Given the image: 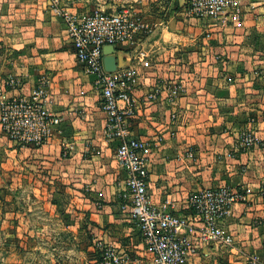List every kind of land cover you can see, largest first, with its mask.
Wrapping results in <instances>:
<instances>
[{
    "label": "crops",
    "instance_id": "obj_1",
    "mask_svg": "<svg viewBox=\"0 0 264 264\" xmlns=\"http://www.w3.org/2000/svg\"><path fill=\"white\" fill-rule=\"evenodd\" d=\"M255 1L238 0L240 23L197 24L182 10L104 51V72L136 74L128 131L147 148L151 205L188 216L199 192L246 195L223 222L233 246L206 247L185 264H264V5ZM68 12L63 0H0V149L13 170L40 178L50 217L84 212L94 242L120 264H153L131 220L119 143L106 136L98 77L73 55L66 17H77Z\"/></svg>",
    "mask_w": 264,
    "mask_h": 264
},
{
    "label": "built area",
    "instance_id": "obj_2",
    "mask_svg": "<svg viewBox=\"0 0 264 264\" xmlns=\"http://www.w3.org/2000/svg\"><path fill=\"white\" fill-rule=\"evenodd\" d=\"M190 6L201 18L239 20L238 0H191ZM66 22L76 61L98 77L100 108L107 119L106 136L119 143L115 159L127 174L125 193L131 220L139 229L153 264H185L188 257L197 256L206 247H232L233 238L222 223L233 205L245 202V193L227 189L199 192L190 198L188 216L158 211L150 203L147 148L128 131L133 115L135 71L106 73L102 67L106 47L134 43L139 36L150 33L148 25L134 16L130 7L114 13L100 11L82 18L66 17ZM136 57L144 68L152 67L147 51L141 50ZM244 141L248 147L252 138L247 136ZM182 233H188L190 239ZM106 255L102 264H120L111 252Z\"/></svg>",
    "mask_w": 264,
    "mask_h": 264
},
{
    "label": "rangeland",
    "instance_id": "obj_3",
    "mask_svg": "<svg viewBox=\"0 0 264 264\" xmlns=\"http://www.w3.org/2000/svg\"><path fill=\"white\" fill-rule=\"evenodd\" d=\"M63 1L67 8L75 10V14L68 12L67 15L77 18L100 11L114 13L130 7L134 16L143 20L148 17L147 21L144 20L148 27L155 25L151 21L161 20L166 24L170 17L175 18L182 10L194 23L211 20L193 13L191 0ZM141 4L145 10L139 9ZM261 4L264 5V0H256L254 9L262 10ZM238 11L239 20L235 23L242 19V11ZM39 180V177L32 178L22 167L13 170L6 150L0 149V264H102L107 249L100 241L94 242L96 239L86 230L89 223L86 213L80 212L79 221L75 218L72 221V208L68 207L65 218L50 217L52 210L43 204L42 193L35 185ZM73 228L79 232L72 231ZM150 259L152 262V257Z\"/></svg>",
    "mask_w": 264,
    "mask_h": 264
},
{
    "label": "water",
    "instance_id": "obj_4",
    "mask_svg": "<svg viewBox=\"0 0 264 264\" xmlns=\"http://www.w3.org/2000/svg\"><path fill=\"white\" fill-rule=\"evenodd\" d=\"M105 51V50H104Z\"/></svg>",
    "mask_w": 264,
    "mask_h": 264
}]
</instances>
